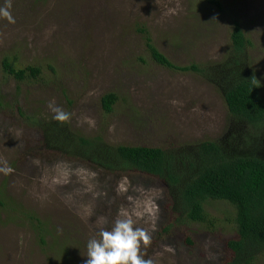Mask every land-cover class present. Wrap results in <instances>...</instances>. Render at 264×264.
<instances>
[{
	"label": "rangeland",
	"instance_id": "374dc122",
	"mask_svg": "<svg viewBox=\"0 0 264 264\" xmlns=\"http://www.w3.org/2000/svg\"><path fill=\"white\" fill-rule=\"evenodd\" d=\"M11 2L15 22L0 18V161L14 169L0 173V264H84L88 239L121 209L145 213L138 224L151 243L142 250L156 264L229 262L227 243L237 236L229 203L211 200L208 222L165 233L163 183L40 153L37 124L53 120L54 101L71 114L73 131L113 146L183 150L220 141L230 120L221 92L193 72L158 65L137 30L145 27L175 66H213L230 53L238 23L250 41L246 67L264 98V0H220L221 8L204 0ZM5 60L39 75L19 81L5 73ZM111 93L118 101L108 114L102 98ZM32 216L45 225L44 244ZM253 264H264V254Z\"/></svg>",
	"mask_w": 264,
	"mask_h": 264
},
{
	"label": "trees",
	"instance_id": "16d2710c",
	"mask_svg": "<svg viewBox=\"0 0 264 264\" xmlns=\"http://www.w3.org/2000/svg\"><path fill=\"white\" fill-rule=\"evenodd\" d=\"M204 1L221 8L220 0ZM137 31L158 65L176 72H193L221 92L230 114L226 136L183 150L113 146L100 136L87 138L73 131L68 121L41 120L37 124L42 136L38 151L105 173H139L160 181L168 200L165 233L180 223L208 222L205 206L211 200L229 203L235 209L237 236L227 243L232 258L226 264H253L264 254V98L258 79L246 67L250 41L235 23L232 49L225 60L213 66L193 63L178 67L157 49L145 27ZM3 67L6 74L19 81L28 73L37 78L40 72L35 68L16 70L8 60ZM117 101L116 94L105 95L104 111L112 113ZM35 221L44 244L43 223L38 218Z\"/></svg>",
	"mask_w": 264,
	"mask_h": 264
},
{
	"label": "clouds",
	"instance_id": "9594fccd",
	"mask_svg": "<svg viewBox=\"0 0 264 264\" xmlns=\"http://www.w3.org/2000/svg\"><path fill=\"white\" fill-rule=\"evenodd\" d=\"M11 8V0H3V4L0 5V18L14 23ZM53 30L54 26L47 30L46 34ZM48 108L53 113L52 119L57 122H67L71 118V114L55 105L54 101L48 104ZM13 171L7 161H0V173L8 175ZM144 215L143 211L129 212L121 209L110 228L101 227L95 236L88 239L87 259L84 264H156L153 258H145L142 250V247L146 248L151 243L150 232L138 224ZM166 250L171 251L167 247Z\"/></svg>",
	"mask_w": 264,
	"mask_h": 264
}]
</instances>
